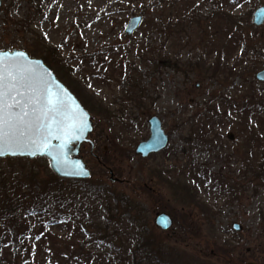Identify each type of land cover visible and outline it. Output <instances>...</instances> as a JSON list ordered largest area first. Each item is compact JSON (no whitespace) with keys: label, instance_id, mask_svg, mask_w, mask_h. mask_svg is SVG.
<instances>
[{"label":"rangeland","instance_id":"374dc122","mask_svg":"<svg viewBox=\"0 0 264 264\" xmlns=\"http://www.w3.org/2000/svg\"><path fill=\"white\" fill-rule=\"evenodd\" d=\"M260 6L264 0H2L0 50L56 48L60 64L52 69L92 117L93 149L81 147L91 176L75 185L85 188L80 205H91L93 216L49 220L51 235L63 239L78 225L74 239H82L89 218L103 220L107 197L125 226L138 220V208L150 239L191 264H264V83L255 79L264 69V23H252ZM178 10L183 28L159 31ZM137 15L142 22L128 36L125 25ZM249 99L260 108L246 110ZM151 116L169 143L142 158L135 147L148 138ZM20 159L0 164V174L9 166L52 182L46 159ZM95 192L105 193L104 201ZM159 214L170 217L169 229L155 224ZM86 251L114 257L107 246ZM44 258L36 253L33 263Z\"/></svg>","mask_w":264,"mask_h":264},{"label":"trees","instance_id":"16d2710c","mask_svg":"<svg viewBox=\"0 0 264 264\" xmlns=\"http://www.w3.org/2000/svg\"><path fill=\"white\" fill-rule=\"evenodd\" d=\"M178 3H173L171 8H175ZM219 14L218 8L215 15L219 16ZM215 15L208 20L213 22ZM176 16L178 19L176 17L174 19L171 13L167 14L166 24L163 22L160 26L157 25V29L161 31L165 26L164 33L166 28L168 31L178 32L179 27L183 28L185 20L179 18L180 10L176 12ZM223 17V20L231 22L230 16ZM175 33H170L169 36L175 35ZM54 51L57 49L46 48L44 52L40 53L28 50L33 56L40 54L41 59L51 70H53L52 63L56 66L60 64ZM92 56L100 58L97 53ZM162 60L163 64H170L167 59ZM71 92L78 98L77 93L73 90ZM247 102H249V106L246 110L250 112L260 108L259 103L255 104L253 99H249ZM81 104L87 109L86 103ZM199 136L204 137L202 132ZM254 138V135L252 137L250 135L249 140L247 138L246 141L247 145ZM250 150L252 151V148ZM14 160L21 159L0 160V164L8 165ZM7 170L8 173L0 174V261L6 264H34L35 254L39 253L45 257L39 264H191L183 258L179 251L163 248L155 240L150 239L149 235L151 234L147 227L140 223L138 208H133L139 215L138 220L135 221L131 218L130 226H125V222L122 220L123 212H120L118 207L112 209L109 198H105V193L102 192H95V195H98L102 200L105 198L103 201L106 213L103 220L89 218L87 226L84 228L86 233L79 241L74 239L78 225H74L71 233L63 239L55 238L49 232V220H59L63 224H68L74 217H80L85 213L93 216L91 205L85 207L80 205V197L85 188L77 187L76 181H60L54 175H52V182L46 183L37 182L31 175L11 172L9 166H7ZM258 174L263 176L264 165L259 169ZM259 178L261 177L259 176ZM116 202L130 206L125 199L117 198ZM30 218L33 221L30 222ZM72 222H76L75 218ZM32 236L36 237V240L39 241L38 244L32 243ZM89 244L110 247L114 252V257L112 260L105 259L104 253L101 251L89 253L86 251V246ZM196 264L204 263L196 261Z\"/></svg>","mask_w":264,"mask_h":264},{"label":"water","instance_id":"95a60500","mask_svg":"<svg viewBox=\"0 0 264 264\" xmlns=\"http://www.w3.org/2000/svg\"><path fill=\"white\" fill-rule=\"evenodd\" d=\"M141 22L140 15L132 16L125 25L124 33L131 35ZM252 23L255 26L264 23V6L253 11ZM0 67L3 69L6 90L5 120L11 118L15 124L23 112L28 113L21 125L23 135L5 124V134L12 146L4 149L5 154L0 156V160L46 159L49 169L60 180L89 179L91 171L81 155V145L89 144L93 149L94 144L89 138L93 131L90 113L41 58L33 57L22 49L0 50ZM255 79L264 83V69L255 74ZM7 105L15 107L9 108ZM147 123L149 136L135 147V153L142 158L159 153L169 143V136L158 117L151 116ZM108 173L111 182L118 181L112 170H108ZM165 218L166 224H163ZM155 224L167 230L172 221L168 215L159 214ZM233 229L240 231L241 227L233 224Z\"/></svg>","mask_w":264,"mask_h":264},{"label":"snow or ice","instance_id":"6c2138e0","mask_svg":"<svg viewBox=\"0 0 264 264\" xmlns=\"http://www.w3.org/2000/svg\"><path fill=\"white\" fill-rule=\"evenodd\" d=\"M22 55V54H21ZM5 85H4V73L2 67H0V156L4 155V149L6 147H11L12 142L9 138L6 137L5 134V124L9 125V127L16 128L17 131H20V134L23 135V130L21 128V125H23V118L28 115L27 112H23V115L19 117V121L15 124L9 118L8 120H5L4 116V109H5V103H4V95H5ZM7 107L12 108L15 107V105H7ZM12 154H15L14 152ZM35 154V153H33ZM163 224H166V218L162 221Z\"/></svg>","mask_w":264,"mask_h":264},{"label":"flooded vegetation","instance_id":"af4514ba","mask_svg":"<svg viewBox=\"0 0 264 264\" xmlns=\"http://www.w3.org/2000/svg\"><path fill=\"white\" fill-rule=\"evenodd\" d=\"M261 7V6H260ZM263 25V24H262ZM83 145H87V144H83ZM83 145H81V147L83 146Z\"/></svg>","mask_w":264,"mask_h":264}]
</instances>
